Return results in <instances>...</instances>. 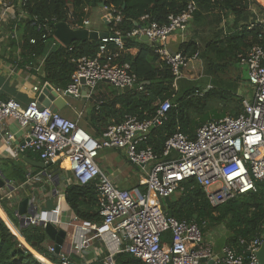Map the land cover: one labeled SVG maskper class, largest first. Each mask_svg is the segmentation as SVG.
<instances>
[{"label":"built area","instance_id":"built-area-1","mask_svg":"<svg viewBox=\"0 0 264 264\" xmlns=\"http://www.w3.org/2000/svg\"><path fill=\"white\" fill-rule=\"evenodd\" d=\"M13 10L11 6L0 9V23L14 16ZM103 10L110 22L114 10L107 7ZM195 10L191 1L181 14L170 16L168 23L158 25L151 22L128 35L146 37L175 80L182 77V69L189 61L197 59L198 54L188 59L179 52L170 53L164 43L170 35L187 29ZM114 20L119 22L121 17L117 15ZM88 25L89 22L84 21L83 27L71 28ZM42 28L46 31L41 36L44 41L51 31L46 24ZM114 36L100 40L95 58L78 59L72 83L65 90L55 91L62 96L69 92L75 99H84L80 90L82 79L85 99L102 82L119 90L125 87L131 89L136 84V78L130 66L114 64V57L106 47L112 42L122 48L119 34ZM258 39L259 44L239 56L240 63L246 67L247 82L251 87V95L241 101V113L237 117L225 116L206 122L196 130L193 139L176 132L165 142L160 157L150 148L140 149L139 146L146 141L150 129L160 124L172 107L169 101L159 106L155 120L139 122L129 117L123 123L109 127L101 138L95 139L76 121L48 108L41 109L35 100L22 107L14 100L0 99V141L12 148L15 160L25 152H31L44 164L66 161L67 170L75 183H95L101 222H81L73 228L72 253L80 257L82 264L96 261L117 264L114 257L123 253L144 264H258L255 253L263 243L260 240L256 239L248 245L245 258L228 247L214 251L211 244L204 241L196 223L168 217L162 208V200L171 197L180 189V184L190 178L201 186L212 206L256 192L258 184L264 187V28ZM29 43L35 44V40L30 39ZM58 44L53 37L50 47ZM33 90L36 91L37 87ZM6 121H12L23 132L22 146L15 145V136L6 127ZM103 149L121 151L127 162L141 168L143 193L120 190L114 186L96 162L99 151ZM44 176L48 181L54 179L48 173ZM5 198L10 199L9 195ZM58 218L56 210H40L29 218L28 225H39L42 221L56 226ZM164 235L168 236L165 244ZM103 250H106L105 254ZM48 251L55 252L54 245H49ZM58 256L63 264H68L64 253L60 252Z\"/></svg>","mask_w":264,"mask_h":264},{"label":"trees","instance_id":"trees-1","mask_svg":"<svg viewBox=\"0 0 264 264\" xmlns=\"http://www.w3.org/2000/svg\"><path fill=\"white\" fill-rule=\"evenodd\" d=\"M92 1L95 4L104 2L105 7L114 10L113 19L107 29L112 35L119 34L123 46L119 49L114 43L109 42L106 47L114 57V64L130 66L136 84L126 92L105 82L97 85L88 98V108L84 116L87 123L85 129L89 131L90 136L99 139L109 127L121 124L129 117L139 122L153 121L157 118L159 106L169 101L172 107L165 113L161 123L150 129L146 141L139 146L140 149L150 148L160 157L165 142L173 134L180 132L193 139L196 130L209 121L210 118L203 119L201 116L207 99L218 96L220 100L225 101V105L228 102L232 103L230 117H237L241 113L242 99L234 88L225 92L215 88L201 96L196 95L195 89H188L179 95L178 80H175L169 67L154 53V46L140 37L128 36L133 30L141 29L151 22L158 25L168 23L170 16L181 14L192 0H11L17 17L19 11L24 14L18 21L12 23V28L14 25L17 26L16 37L20 54L22 57L28 56L30 63H34L36 58H43V64L35 74L42 83L65 90L72 83L71 77L76 71L77 60L83 57L89 59L96 57L101 45L100 40L77 41L69 46L58 44L50 47L54 25L65 22L70 27H83V22L89 18L87 8L92 7ZM257 1L264 3V0ZM257 1L197 0L192 22L198 23L205 15L218 12L234 17V22L240 23L241 26L238 33L214 39L207 43L203 50L194 42L183 43L179 53L188 59L197 53L198 59L204 62L205 74L222 81V75L240 62L239 56L242 55V51L248 52L253 45L260 42L258 35L264 28V9ZM252 6H255L258 15L262 16L261 23L255 22V15L250 11ZM117 15L121 17L119 22L114 20ZM250 17L253 19L248 23ZM242 22L247 25L242 26ZM45 24L51 33L43 41L41 36L46 31L42 25ZM30 39L35 40V44H30ZM11 42L14 48L15 40L12 39ZM216 118L219 120L223 115ZM24 155L39 161L38 156L31 152H25ZM4 162L2 173L6 178L17 185L26 182L27 177L22 164L9 160ZM38 172L39 170H35L34 174ZM46 172L59 176L57 164L48 167ZM69 176L70 183L65 185L63 192V203L67 207L69 220L100 223L95 183L79 185L74 182L71 174ZM179 188L170 197V205L168 207L162 205L164 214L178 221L196 223L204 241L210 243L214 251L228 247L245 258L250 243L256 239L264 242V187L261 185H257L256 192L236 196L217 206L209 203L204 190L194 179L185 180ZM140 190L142 193L145 191L141 187ZM0 207L27 246L51 264H63L58 254L48 251L50 241L42 227L20 226V220L15 213L16 206L12 203L10 205V201L1 196ZM13 233L14 231L9 229L0 217V264H42L21 244L16 237L18 233ZM167 238L168 236L164 235V244L168 242ZM67 263L82 264V260L71 253L67 256ZM116 263L144 264L125 253L118 256ZM92 264L101 263L96 261Z\"/></svg>","mask_w":264,"mask_h":264},{"label":"crops","instance_id":"crops-1","mask_svg":"<svg viewBox=\"0 0 264 264\" xmlns=\"http://www.w3.org/2000/svg\"><path fill=\"white\" fill-rule=\"evenodd\" d=\"M10 1L11 0H0V9H4V6L13 7ZM257 3L264 9V3H260L259 1H257ZM13 9L15 17L10 16L5 21H2L0 23V99H11L19 103L22 107H25L31 101H37L41 90L46 85V83H42L40 78L35 75L36 72H39L40 67L43 64V58H36L34 63H30V59L28 56H21L19 49L20 47L18 46L16 37L17 26L14 25L12 28V23L14 21H18V19L23 17L24 14L19 11L18 18L14 7ZM250 11L255 15V22H262L263 18L261 15H258L255 6H252L250 8ZM88 12L89 18L86 21L89 22V25L85 28L90 31L105 32L110 34L107 29L109 21H107V19L105 18L106 13L105 11L103 12V8H100L96 5L89 8ZM91 17L97 19L98 23L93 25L90 21ZM252 19L253 18L250 17L248 19V23H250ZM239 24L240 23H235L234 17L230 15L212 12L205 15L204 18L198 23L190 21L187 29L183 33L176 32L170 35L166 39L164 47L170 53H178L179 48L183 43L191 41L194 42L200 50H203L204 46L214 39H222L225 37H229L233 33H238L239 26H241V24ZM244 25L247 24L242 22V26ZM251 27L252 24L249 25V30L251 29ZM12 39L15 40L14 48L11 44ZM246 53L247 51H242V55H245ZM195 60L199 62L196 65L198 74L199 68L202 69V72H200V76L195 79H193V77L186 79L183 74L182 76L186 80H202V86L196 87V89L201 90L203 94L215 88H219L224 92L230 91L232 90V88H234L237 92V95L240 96L241 99L249 97L251 95V87L247 82L246 67L240 62L237 63L235 67L232 66L230 68V73L228 76L229 79L226 78L225 80L222 78V81L217 80V82H215L213 80V76L205 74L203 60L198 58ZM189 64L190 62L188 63V65ZM188 65L186 68L182 69V72L188 69ZM224 75L225 74H223L222 77ZM230 75H234V77L230 79ZM34 87H37L36 91L33 90ZM208 87H210V89H208ZM76 102H79L77 108L75 106ZM65 103V106L60 111H58V113L66 119L76 121L78 123V126L86 131L85 128H87V123L84 121V116L88 108V99H75L65 97ZM217 108L218 111H220L217 116H230L232 103L228 102L225 105V101L220 100ZM68 109H71L72 111L69 112ZM233 112L235 113L236 109H234ZM216 117H211L209 121L216 120ZM6 127L12 134H14L15 145H21L23 132L20 131L12 121H6ZM20 132L22 133V135ZM86 132L89 133V131ZM18 134H20V137L16 138V135ZM22 157L27 156L22 154L18 159L15 160L12 157V148L6 147L3 142L0 141V171L2 172L4 169V161L9 160L22 164L24 171L30 172V176L27 177L26 182H24L23 184H11L15 191L11 192L8 189H4L0 191V196L5 199V196L9 195L10 199H6L10 201V205L12 203L16 207L19 198L23 199L24 197H28L30 203H33L37 211L56 210L59 214V223L58 225H56V227L64 230L67 234L63 246L61 247V252L68 256L72 253L74 237L73 228L79 225L77 221L69 220L67 207L63 203V192L65 185L70 183V173L67 170L65 163L57 162L52 165L57 164L59 169V176L58 174H51L54 179L52 181H48L45 178L43 172L39 171L37 174H34L35 169L22 161ZM96 162L99 168L106 175H108L114 186L118 189L130 192H141L140 187L144 189V187L141 185L144 180V175L141 168L135 167L127 162L121 151L112 149L100 150ZM44 172L47 173L46 170ZM1 193H3L4 195H1ZM2 212L4 213V211L0 207V217H2L3 221L10 223L5 213L4 215L6 218L2 216ZM14 229L16 230L15 227ZM16 232L19 233L17 230ZM49 245L53 244L49 242L48 246ZM103 251L105 254L106 250ZM31 252L34 256L37 255L40 258L39 260L42 264H51L33 250H31ZM90 259L92 258L90 257Z\"/></svg>","mask_w":264,"mask_h":264},{"label":"water","instance_id":"water-1","mask_svg":"<svg viewBox=\"0 0 264 264\" xmlns=\"http://www.w3.org/2000/svg\"><path fill=\"white\" fill-rule=\"evenodd\" d=\"M192 2L196 4L197 0H192ZM91 5L92 7H94L95 5L99 6L100 8L105 7L104 2L95 4L94 1H92ZM53 37L61 45L69 46L72 43L77 42V41H81V42L93 41V40L97 41V40H101L107 37H115V36L112 34L105 33V32L90 31L87 28L73 29L65 22H60L54 25ZM141 40L148 41L146 37H141ZM80 83L82 84L80 87V90L85 99L86 91L84 89V80L82 79ZM129 90L130 89L128 87H125L122 89L123 92L129 91ZM65 97L73 98L72 94H70L69 92H67L64 96H62L55 91L54 87H52L49 84H46L39 94L37 103L41 109L48 108L52 112L56 113L65 106L66 104ZM20 146H22V144ZM22 161H24L27 165L34 168L35 170H39L43 172L44 174H45L44 171L52 165L51 163L44 164L41 161H32L28 159L27 157H22ZM25 176L29 177L30 172L25 171ZM11 184L13 185L14 181H11L8 178H6L4 174L0 171V191L4 189H8L11 192L15 191L13 186H11ZM162 205L165 207H168L170 205V197L164 198L162 200ZM15 213L17 216L21 218L20 226L24 227L28 225L29 218H32L36 215L37 209L33 205V203L32 204L30 203V200L28 197H24L23 199H20V198L18 199ZM38 226L44 229L45 234L47 235L49 241L54 245L55 253L59 254L61 252V247L63 246L64 240L67 236L66 232L62 229L57 228L55 225L51 223H43L42 221H40ZM119 255L120 254H117L114 257L115 261L117 260ZM255 255H256L258 264H264V242L261 244L259 249L256 251Z\"/></svg>","mask_w":264,"mask_h":264},{"label":"rangeland","instance_id":"rangeland-1","mask_svg":"<svg viewBox=\"0 0 264 264\" xmlns=\"http://www.w3.org/2000/svg\"><path fill=\"white\" fill-rule=\"evenodd\" d=\"M87 10L89 11V8H87ZM103 12H104V10H103ZM88 14H89V12H88ZM90 21H91V23L93 25L98 23V20L95 19L94 17H91ZM198 63L199 62L197 60L191 61L190 64L188 65V69L182 72L183 76H185L186 79H189V78H192V77H193V79H195L198 76H200V74H201L200 72H202V69L199 68V74H198V70H197V67H196V65ZM229 73H230V71L225 73V75L222 78L225 79V80H226V78L229 79V77H228ZM183 76L177 81V86H178V88L180 90L179 91V95H181L184 90L195 89V91H196V90H198V89H196V87L202 86L201 85L202 84V80H198V81L197 80H186ZM233 77H234V75H230V79H232ZM213 80L215 82H217L216 79H213ZM231 81H233V80H231ZM201 94H203V92H201V90H198L196 92V95L201 96ZM219 101H220V98L218 96L211 97V98L206 100V107H205V109L203 111H201V113H202L201 116L203 117V119L217 116L220 113V111H218V108H217L218 104H219ZM78 105H79V102H76V105H75L76 108L78 107ZM68 110H69V112L72 111L71 109H68ZM21 135H22V133H21ZM19 137H20V134L16 135V138H19ZM1 195H4V194L1 193ZM77 222L79 224L81 223L79 221H77ZM72 232H73V230H72ZM27 248H29L30 251L32 250L30 247H27ZM35 257H36L37 260L40 259L37 255Z\"/></svg>","mask_w":264,"mask_h":264},{"label":"bare ground","instance_id":"bare-ground-1","mask_svg":"<svg viewBox=\"0 0 264 264\" xmlns=\"http://www.w3.org/2000/svg\"><path fill=\"white\" fill-rule=\"evenodd\" d=\"M64 163H65L66 167H68L67 162L65 161ZM2 216H4V218H6L3 212H2ZM4 222H5V221H4ZM5 223H6V225H7V227H8L9 229H12V230L14 231V233H17L16 230L14 229V227H13V225H12L11 223H8V222H5ZM17 237H18V239L20 240L21 244H22L25 248H27L28 246H27V244L23 241V239H21V237H20L19 235H18ZM27 249L29 250V248H27Z\"/></svg>","mask_w":264,"mask_h":264}]
</instances>
